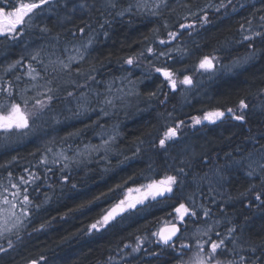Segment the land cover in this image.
<instances>
[{
    "label": "trees",
    "instance_id": "obj_1",
    "mask_svg": "<svg viewBox=\"0 0 264 264\" xmlns=\"http://www.w3.org/2000/svg\"><path fill=\"white\" fill-rule=\"evenodd\" d=\"M137 2L70 0L65 8L61 0L58 8L38 10L32 26L16 39L0 37V87L11 84L12 99L22 107V100H28L30 111H36L34 98L54 97L35 122L30 121V130L43 128L41 135L11 143L17 130L0 131V193L16 206L13 209L2 197L0 205H8L22 221L13 228L15 217L8 214L12 230L0 238V247L8 249L6 239L13 247L0 252V264H181L197 239L209 238L197 229L209 226L212 240L219 233L227 237L228 249L234 248L232 241L237 246L235 255L226 253L221 259L239 261L244 256L245 264H264V204L255 199L259 193L264 200V0H143L144 8H137ZM221 3L225 7L220 8ZM130 5V12L118 15ZM205 15L207 23L202 24ZM180 24L192 27L181 29ZM169 32L178 33L176 39H170ZM253 32L262 35L243 39ZM37 51L40 56L32 60ZM204 56L216 57L211 72L199 68ZM68 57L77 58L65 69L60 61L67 64ZM128 57L138 59L129 65ZM17 60L21 63L9 69ZM29 64L36 70L31 76ZM155 68L172 71L177 88L171 89ZM185 75L192 78L191 85L180 83ZM42 85L58 89L32 97L38 94L28 88ZM7 99L0 93V102ZM241 99L249 104L246 122L226 116L214 124L184 123L167 151L159 148L167 127L216 109L236 110ZM104 141L108 143L100 150ZM91 145L93 154L71 159L67 168L64 162L43 163L48 150H64L70 158ZM233 159L240 160V166L225 171L227 180L218 181L215 170ZM178 168L187 175L174 195L149 198L109 225L91 229L130 196L129 188L144 193L142 185L174 175ZM30 173L38 178L23 184L20 177L28 179ZM13 184L20 185L22 193L15 200ZM23 194L29 196L26 206ZM189 196L197 216L180 223L176 248L158 243L152 234L173 219L174 205L192 206ZM21 207L26 215H21ZM231 228L235 231L228 234ZM138 239L144 243L134 252ZM181 244L192 250L184 249L181 255Z\"/></svg>",
    "mask_w": 264,
    "mask_h": 264
},
{
    "label": "snow or ice",
    "instance_id": "obj_2",
    "mask_svg": "<svg viewBox=\"0 0 264 264\" xmlns=\"http://www.w3.org/2000/svg\"><path fill=\"white\" fill-rule=\"evenodd\" d=\"M70 0H63V6L65 8L68 7V3ZM164 0H161V3H163ZM229 3H231V0H229ZM61 0H0V36L5 37H11L13 39H16L17 36L21 35L25 28H28L32 26V21L34 20L35 16L38 13V10H43L45 6H47L48 10L51 11L54 8L60 7ZM111 6L114 8L116 7L115 3H111ZM79 7H84L83 5H79ZM131 5L122 11L118 13V15L123 16L125 14V11L130 12L131 11ZM137 8H144L146 7V4L143 2V0H138L136 4ZM156 7H159V4L156 5ZM225 7L223 3L220 4V8ZM75 10L74 8L72 9ZM219 11V9H217ZM153 14H156L153 12ZM261 21H264V16L260 17ZM107 22V21H106ZM201 23H207V16L203 18ZM250 23V22H249ZM103 27V26H101ZM179 27L181 29L184 28H191L192 25H184L180 24ZM43 32L49 31L47 28L41 29ZM80 32H83L84 29H79ZM107 35V33H105ZM178 33L175 32H169L168 36L170 39H176ZM262 33L259 32H253L251 36H244L243 39L246 41L253 40L256 36H261ZM161 44H165L166 41L161 40ZM92 44V40L90 39L88 41V45L90 46ZM148 52H152V48L147 49ZM79 59H83V55L79 53V50H77ZM160 56L166 55V53L161 52L159 53ZM40 56V52L37 51L35 55L32 56V60H37ZM77 57H68V63L65 64L63 61H60V64L63 66V68L67 69L70 68L71 62L75 60ZM135 59H138V57H128L125 60L126 64H133ZM216 59V57H209L204 56L200 62H199V68L201 69H212L215 67L213 61ZM21 61L17 60L14 62V64L9 65V69L14 68L16 64H20ZM28 75H32L33 72L36 70L32 68V65H28ZM79 72V69L76 70ZM155 71L157 73H161L167 83L170 85L171 89L175 90L177 88V80L174 78V73L170 71L167 68H155ZM39 73H37L38 75ZM91 78V77H89ZM35 79V77H33ZM181 84L185 85H191L193 83L192 78L190 76L185 75L183 80L180 81ZM53 89L48 88L47 92L52 93ZM261 91H264L262 89ZM0 93H5L8 97L6 101L0 102V131H3L5 133L11 132L13 130H26L30 129L31 124L35 122V119L38 118L39 114L43 112V110L48 106V104L53 100V95L49 94L44 96L43 99H35L34 98V104L33 108L36 109V111H30L28 109V100H22L23 107L21 103H17L12 99V86L9 84L7 88L0 87ZM71 95V93L69 94ZM151 95H155V93H151ZM105 103L111 104V100H105ZM249 108V104L246 103L244 99H241L237 105V109L234 110L233 108H227L226 110L222 111L220 109H216L214 111H209L204 114V116L201 117H193L192 118V124L193 125H199L202 124L204 121H208L210 123H216L218 120H222L226 116L229 117L232 120L240 121V122H246V111ZM237 110L240 112L239 115L236 114ZM184 121L180 120L176 123L175 126H169L166 128V130L163 132L162 137L158 141V146L161 149H164L167 151V147L169 143H173L176 141V139L179 136L178 129L181 128V126L184 125ZM108 141H104V144L107 145ZM264 148V145L261 146ZM140 149L137 148V152H139ZM228 155V154H226ZM251 155V154H250ZM67 159V157H65ZM47 163L46 159L44 161ZM241 161L240 160H231L230 162H226L225 165L218 167L215 170L214 175L217 177L218 181H225L227 180V176L224 174L225 171L231 170L233 166H240ZM251 167V165H249ZM264 168V166H261ZM27 172L28 169H25ZM51 171V169H49ZM174 175H165L162 179L159 180H151L150 183L147 185H142L141 188H144V193L136 199H132L131 197L120 200L118 204L114 205L106 214H104L101 218V220H98L96 223L92 224L90 227L91 229L99 230L100 228H103L110 224V222L115 221L116 217L121 215L122 213L130 210V209H136L137 205H142L146 200H149V198L153 201L157 200V198L161 199H168L170 196L175 194L176 189H180L183 185V180L181 177H184L187 175L185 173L184 168H178L175 170ZM11 175V173H9ZM249 175H252V172H249ZM38 177L35 173H30L28 179H25L23 176L20 177V180L23 182V184H28L29 182H35V179ZM64 179H67V177H64ZM131 179V178H130ZM13 188L16 189L15 192L11 193L13 200L19 198L21 196V188L18 184H13ZM120 187V186H118ZM7 191V190H5ZM133 191L140 192V188H129L128 192L131 193ZM26 193V189L24 190ZM0 197H2L3 202L6 204H10L11 207L14 209L15 204L11 201H8L7 197L3 196L2 193H0ZM98 199V198H97ZM189 203L192 205L191 207L188 206V204L185 203H179L178 206H173L174 212L176 214V219L179 222H183L186 217H196V204L195 200L192 196H189L188 198ZM255 199L257 201H260L261 204H264V200H261V196L259 193L255 194ZM30 203L29 196L27 194H23V204L26 206ZM91 203V202H89ZM201 208H203V205H200ZM21 215H26V208L21 207L20 209ZM203 215L207 217L209 215V210L204 209ZM11 216L15 217V219L12 221V227L15 228L17 225L22 223L20 218L16 216V213L13 211L11 212ZM9 224V218L5 217L3 219V224H0V238H5V234L11 232V228L8 227ZM43 227V225H41ZM235 231V228L228 229V234H231ZM197 232L202 236H208L209 238L207 240H201L197 239L195 244V249L192 250L191 245L181 244V255L183 254L184 249L192 250V255L189 257L188 261L184 262L182 261V264H245V257L240 256L239 261L232 259V260H224L220 257L226 253H231L235 255V248L237 247L234 244L233 249H228L226 239L227 237L221 238L219 233H216L217 239L212 240L209 236V233L212 232V227L209 226L207 229L201 230L197 229ZM178 233H180V228L176 226V224H172L170 227H165L160 229L158 232L153 233L152 235L158 237V243H161L163 245L169 246L172 249L176 248L175 239H179ZM19 238V237H17ZM6 243L8 245V249L13 247V242L11 239H6ZM143 240L138 239V243L136 246L132 249V251H139L140 245L143 244ZM207 247V250H205V246ZM125 247H128V245H125ZM6 248L0 247V252H7ZM252 252H255L256 249L252 248ZM41 260L44 259V257L40 258ZM30 264H39V261L32 260ZM252 264H256V261H252Z\"/></svg>",
    "mask_w": 264,
    "mask_h": 264
},
{
    "label": "rangeland",
    "instance_id": "obj_3",
    "mask_svg": "<svg viewBox=\"0 0 264 264\" xmlns=\"http://www.w3.org/2000/svg\"><path fill=\"white\" fill-rule=\"evenodd\" d=\"M0 37H3V36H0ZM87 64V60H86V62H85V65ZM213 70V68L212 69H207V70H205L204 69V72H211ZM46 84V83H45ZM48 88H51V89H53V91L52 92H55V91H57V89H58V87H55L54 85H42V86H39V87H36V86H30L29 88H28V90L34 95V94H38V95H34V96H32V97H38V96H41V94L40 93H48L47 92V89ZM26 90L27 89H25L24 90V95H26V94H28L29 92H27L26 93ZM26 97V96H25ZM104 102V101H103ZM51 116H53L52 115V113H51ZM204 116V114L203 115H201V116H199V117H203ZM50 119V118H49ZM44 120H48V118H45ZM192 119L190 120V121H188V122H185V124H186V126H189V127H194V126H198V125H193L192 123ZM205 123H210V122H208V121H204L202 124H205ZM199 125H201V124H199ZM35 128H37V129H35V130H33V129H29L30 130V132L26 129V130H17V132H15L14 133V135L9 139L10 140V142L12 143V142H15V143H17V142H19V141H22V140H27V138L28 137H30L31 139L35 136V135H37V133L39 134V135H41V132L40 131H43L42 129V127H35ZM178 131H179V129H178ZM42 137H44V138H48V136L47 135H42ZM58 137H54V139H57ZM105 144L101 147H99L100 148V150L101 149H103L104 150V148H105ZM86 149H88V151L87 152H84ZM92 149H94V146L93 145H91V146H87V148H84L83 150H80V151H78L76 154H75V156H73V157H70V158H68L67 157V155H66V153H65V151L64 150H60V149H52V150H48V152L46 153V155L43 157V163L44 164H46V165H51V164H53V162H64L65 163V167L67 168V167H69V165H71L72 163H71V159H72V161H75V160H77L78 158H82V157H88V156H90V154L92 153L93 154V150ZM84 152V153H83ZM86 153H87V155H86ZM65 157H67V159H65ZM103 158H105V157H103ZM45 159H46V161H47V163H45L44 161H45ZM143 193H140L139 195H137L134 191L133 192H131L130 193V196L129 197H131L132 199H136V198H138V197H140L141 195H142ZM129 197H126L125 199H127V198H129ZM128 211H130V210H128ZM127 212V211H126ZM126 212H124V213H126ZM124 213H122V214H124ZM8 214H11V212H10V210H9V207H8V205H5V206H2V205H0V218L3 220L5 217H9V215ZM120 216V215H119ZM176 215L173 217V219L168 223V224H166V225H164L163 227H165V226H168V225H172V224H176L179 228H180V223L181 222H179L176 218ZM117 218V217H116ZM162 227V228H163ZM162 228H160V229H162ZM159 229V230H160ZM180 233H181V228H180ZM180 237H181V235H179V239H180ZM179 239H176V241H178ZM175 241V242H176ZM180 242V241H179ZM181 242H183V241H181ZM190 251V250H189ZM192 254H188V255H186V256H184V259H183V261L184 262H186V261H188V259H189V257L191 256ZM182 264V263H181Z\"/></svg>",
    "mask_w": 264,
    "mask_h": 264
},
{
    "label": "water",
    "instance_id": "obj_4",
    "mask_svg": "<svg viewBox=\"0 0 264 264\" xmlns=\"http://www.w3.org/2000/svg\"><path fill=\"white\" fill-rule=\"evenodd\" d=\"M171 225L165 226V227H170ZM177 226V225H176ZM164 227V228H165ZM178 227V226H177ZM180 235V233H178V236ZM174 240L176 241V239L174 238ZM166 246V245H165Z\"/></svg>",
    "mask_w": 264,
    "mask_h": 264
},
{
    "label": "flooded vegetation",
    "instance_id": "obj_5",
    "mask_svg": "<svg viewBox=\"0 0 264 264\" xmlns=\"http://www.w3.org/2000/svg\"><path fill=\"white\" fill-rule=\"evenodd\" d=\"M139 198V197H138Z\"/></svg>",
    "mask_w": 264,
    "mask_h": 264
}]
</instances>
